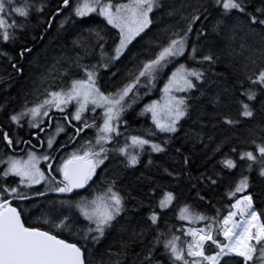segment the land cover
Masks as SVG:
<instances>
[{
  "label": "trees",
  "instance_id": "16d2710c",
  "mask_svg": "<svg viewBox=\"0 0 264 264\" xmlns=\"http://www.w3.org/2000/svg\"><path fill=\"white\" fill-rule=\"evenodd\" d=\"M16 2L19 4L24 0ZM247 2L249 12L264 7V0ZM27 3L33 6L27 20L18 16L12 17L18 24L24 25L22 29L16 30L15 43L0 44V48L13 58L10 62L0 58L2 126L7 122L8 114L32 107L37 98L50 86L52 90H57L58 87H66L69 78H82L75 61L79 60L85 65L101 62L100 49L96 47L95 37L86 29L103 30L102 34L107 37L105 50L108 52L112 45L110 37L116 31L99 16L79 20L77 31L68 38L63 37V33H59L60 30L53 26L51 32L43 38L41 46L39 45V48L28 57L24 56L26 60L21 62L19 51L23 48L30 49L40 41L48 24L45 17L52 14L58 0H27ZM161 3L163 7L155 9L151 14L153 24L150 25V30L146 31L148 34L143 35L144 39H137L132 44L131 51H128L123 60L116 61L114 66L98 69V73L104 71V81L99 85L105 93L114 92L126 83L129 72L135 70L139 61L152 56L157 51L156 44L163 42L169 31L184 27L185 21L182 17L190 16L193 9H200L201 5L208 8L205 14L207 19L202 16L201 20L193 25L191 42L196 43L199 51L211 52L218 60L211 65L207 62L201 64L186 59V53L178 61L185 64V67L202 71L204 76L201 81L194 80L197 87L185 95L187 114L179 121L175 133L159 132L149 113L141 114L142 108L149 101V96L142 101L136 99L131 102L129 110L122 116L123 121L127 123L120 124V135L113 139L110 150L116 146H123L128 137L141 136L159 144L164 151H152L150 145H144L141 149L129 144L128 153L137 155L138 160V163L132 166L128 165L124 155L111 151L102 178L98 175L86 191L73 199L78 200L86 196L89 190L94 194L112 181H115V190L123 197L124 210L113 221V227L106 231L105 237L99 243L87 242L94 261L103 264H110L109 253L116 252L123 254L119 257L113 256L111 259L118 258L120 264H140L145 250L152 246L158 235L161 241L171 239L173 235L179 237L177 246L184 249L185 259L189 261L199 259L187 256V245L192 242V236L186 233L191 228L206 229L208 221L197 220L195 217L203 215L214 218L219 212L218 218L222 219L229 210H233L231 205L247 194H251L254 207L260 214L261 222L264 223V176L259 174L262 164L255 150V144H264V92L254 86L252 91L256 92V98L247 101L245 97L239 95L242 89L237 83L238 80H243L244 65L252 67L249 57L255 59L257 65L261 63L264 27H250L244 16L235 10L223 15L222 9L212 6V0H161ZM41 6L43 11L37 12L35 9ZM218 21H222L223 24L220 29L213 31ZM201 28L204 35L197 38L196 30ZM241 44L243 48L240 47ZM13 63L20 64L17 67L20 69L19 72L12 68ZM175 66L176 64L171 66L169 72ZM64 72H67L66 76L63 75ZM244 87H248L247 81H244ZM158 92L153 93L152 97L158 96ZM237 99L250 104L254 112L252 117H238ZM225 117L238 122L227 124ZM246 151H252L257 160L255 162L247 161L246 158L241 160L240 153ZM6 155L5 142L0 138V159H5ZM226 158L233 160L236 167L226 168L221 163ZM1 167L2 164L0 171L3 170ZM241 176L248 177V188L229 197L227 193L234 188ZM11 180L13 184L16 183V179ZM212 180L216 182L213 184ZM3 182L7 183V179ZM165 193H172L174 198L167 207L161 209L159 201L164 198ZM47 200V210L42 212L43 216L53 219L51 209L55 207L59 212L67 213L71 219L68 227L61 231L49 227L45 230L59 234L61 239H66L70 243L84 245L86 242L80 239V229L86 222L79 217L77 209L69 208L67 204L61 205L59 201L63 199ZM185 207L189 218L181 219L180 210ZM152 211L158 215L156 224H152L148 219ZM216 227L214 224V237ZM219 239L223 241L222 236ZM211 251L206 243L205 253ZM87 255L85 252L86 257ZM156 258L160 264H174L165 253L162 243L156 245ZM240 259L242 258L227 257L221 264H225V261H228V264H238Z\"/></svg>",
  "mask_w": 264,
  "mask_h": 264
},
{
  "label": "snow or ice",
  "instance_id": "6c2138e0",
  "mask_svg": "<svg viewBox=\"0 0 264 264\" xmlns=\"http://www.w3.org/2000/svg\"><path fill=\"white\" fill-rule=\"evenodd\" d=\"M212 6L222 9L223 15L235 10L236 13L244 16L250 27H264V7H258L255 8L254 12H249L247 11V0H212ZM32 7L27 3V0L19 4L16 0H0V44L15 43L17 39L16 30L22 29L24 25L23 23L18 24L16 19L12 17L18 16L27 20ZM161 7H163L161 0H127L126 3H113V0H58L56 11L52 15L55 16L60 12L67 11L68 15L65 17V21L73 18H84L90 13H96L103 17L106 24L116 30L110 37L112 40L110 52L105 50L107 37L102 34V29H86L90 35L95 37L96 47L100 49L101 62L85 65L81 64L79 60L75 61L78 71L82 73V78H69L67 86L58 87L57 90H52L50 86L41 94V97L37 98L32 107H25L23 111L10 115L8 120L17 127L23 128L21 120L27 116L29 117V127L43 132L44 129L40 127L43 123L42 118L47 117L51 109L55 108L63 113L69 104H73L75 110L70 114H65L64 120L69 121V123L71 121L80 122V126L75 128L77 136L84 129L95 127V143L84 141V145L80 149L60 156L54 169L60 179L51 174L53 170L51 163L48 164L49 171L47 174L37 166L40 160L55 161L56 156L54 154L37 155L36 151L29 150L26 159L15 156L0 159V164L5 165L0 171V264H103V262L94 261L87 242L99 243L105 237L106 231L113 227V221L116 220V217L124 210L123 197L115 190V181L94 193L91 199L80 197L78 200L59 201L61 205L67 204L69 208L77 209L79 217H82L83 221L86 222L80 229V239L86 242L82 246L61 239L59 234L51 230H42L41 226L28 224L26 219H22L21 211L12 206L11 201L13 199L17 201L29 199L27 193L20 190L21 187L31 188L33 185L40 184L41 181L49 186L48 191L62 194L73 193L75 189H84L95 175L97 167L108 158L109 149L105 145L120 135V124L122 122L127 123L123 121L122 117L126 106L139 97L140 88L149 89L153 87L154 81L162 70L172 63H175L176 66L161 89L166 98L164 105L160 106L158 101L153 100L144 105L141 114L150 113L155 128L161 133H175L177 131L178 122L187 114L188 105L184 97H177L173 93L175 91L186 92L196 88L197 84L194 83V80L201 81L204 76L202 71L178 63L177 58L183 57L187 53L186 59L201 64L207 62L211 65L218 60V57H215L211 52L199 51L196 43L191 42L190 34L193 33V25L200 21L202 16L207 19L205 14L208 8L206 6L201 5L200 9L194 8L190 16L182 17L185 21L184 27L169 31L166 39L156 44L157 51L149 58L140 60L139 64L135 66V70L129 72L128 81L121 87L114 92L105 94L97 86L98 69L108 68L110 64L120 60L126 50L130 52L129 45L137 37L143 40L144 37L141 36V33L146 36L148 33L145 30L153 24L150 13ZM35 10L42 12L43 6ZM222 24V21H218L213 31L220 29ZM195 34L197 38L203 36V28L197 29ZM240 47L243 48V44ZM30 51L31 49L23 48L18 55L22 58L25 52ZM198 56L199 59H197ZM0 58L9 62L13 59L2 48H0ZM248 59L252 67H249L248 64L244 65L243 80H238L237 83L242 89L239 95L245 97L247 101H253L256 98V92L252 91L254 86L264 92V49L261 50V63L259 65L255 59L251 57ZM11 66L17 72L20 71L15 63ZM63 75L66 76L67 72H64ZM244 81H247V88L244 87ZM129 93L132 94L131 97H129ZM144 94L147 95V91ZM126 97H128L127 100ZM236 103L239 105L238 117H252L254 115L249 103L242 99H237ZM90 105L91 107H89ZM97 108L102 109L99 117L102 123L97 125L94 117L93 123L89 124L84 113H95ZM236 122L238 121L225 117L227 124ZM63 130V127L58 123L56 129L48 134L45 140H40L39 133H37L40 146H46L52 153L65 149L66 144H59L54 147L55 137ZM0 138L13 151H15L17 144H31L30 140L10 137L9 133L2 128H0ZM69 139L71 140L73 137ZM127 140L131 141L132 146L141 149L144 145H150L152 151H164L159 144L153 143L149 139H144L141 136L128 137L123 146H116L111 151L124 155L129 166L135 165L138 160L137 155L128 153L127 149L130 145ZM253 143L255 144L254 141ZM35 147L36 145H32V149ZM255 150L259 154L262 164L259 174L264 176V144H255ZM245 158L250 162L257 160V156L252 151L241 152L240 159ZM221 163L229 169L236 167V163L231 159L226 158ZM248 167L250 168L251 164ZM10 175L19 177L18 182L14 185L3 182ZM211 182L214 184L216 181L212 180ZM248 186V177L241 176L227 195L229 197L235 196L236 193L244 192ZM34 194L43 196L45 193L35 191ZM173 198L172 193H165L164 198L159 201V207L161 209L167 207ZM241 204L243 207H238ZM231 209L233 210H229L222 219L218 218L219 212L214 218L203 215L195 217L197 220L208 221L206 229L191 228L186 233L192 236V242L187 245V256L199 259L191 261L185 259L184 249L177 246L179 237L173 235L171 239L161 241L158 235L152 246L145 250L140 264H160L156 258V245L160 243L163 244L165 253L169 255V259L174 264L175 262H180V264H221L223 258L232 256L242 258L238 264H264V223L260 222V214L253 208L251 194L237 199L231 205ZM51 212L53 219L45 220L44 224L49 225L50 229L58 231L68 227L71 217L67 213L59 212L55 207L51 209ZM180 213L181 219L189 218L186 215V207L182 208ZM237 215L240 216V219H233ZM148 219L152 224H156L157 213L152 211ZM214 224L217 225L215 237L213 235ZM220 236L223 237V241L219 239ZM206 243L212 249L208 254L205 253ZM85 252L88 253L87 257ZM122 254L121 252L109 253L110 264H120L118 258L114 260L111 258L113 256L119 257ZM225 264H228V261H225Z\"/></svg>",
  "mask_w": 264,
  "mask_h": 264
},
{
  "label": "flooded vegetation",
  "instance_id": "af4514ba",
  "mask_svg": "<svg viewBox=\"0 0 264 264\" xmlns=\"http://www.w3.org/2000/svg\"><path fill=\"white\" fill-rule=\"evenodd\" d=\"M55 11H56V8L53 10V12H55ZM67 15H68V13H67V11H65L64 14L62 16H59V17H57L56 15L53 16L52 14L46 16L45 19H47L46 22L48 23L46 26L47 28L44 30L40 41L37 42L35 44V46L31 47L30 49H33V52H35L39 48V45L41 46L40 43H42L43 38H45L51 32V28H53V26H54V28H58L60 30L59 33H63V35H64L63 37H66V38H68L70 34H73V32H76L78 29V22L81 19L73 18L72 20L65 21V17ZM36 18L38 19L39 17L37 16ZM31 54H25L24 53V56L28 57ZM24 56L21 58V62H24L26 60ZM16 65L18 67L20 64H16ZM103 72L104 71H101L97 74V82L98 83L99 82L103 83V81H104V79H103L104 73ZM74 110H75L74 105L67 107L65 109V112H63V113L58 111L55 108L51 109V111L49 112V115L47 117L42 118L43 123L40 125V127L44 129L43 132H40L39 129L30 128L29 124H28L29 117H27V116H25L21 120V123L23 124V128L17 127L16 125L12 124L8 119H6L7 122L3 126L0 124V128H2L4 131H7L9 133L10 137L31 141V144L20 143V144L15 145V151H13L12 148H9L6 146V149H7L6 158L8 156H15L17 158L26 159L27 158L26 154L29 150L36 151L37 155L54 154L56 156L55 161L40 160L37 166L41 170L45 171L47 174L49 171L48 170V164L51 163L53 165V170H52L51 174L56 176L57 179H60V176L54 171L56 163L59 161L60 156L65 155L68 152H72L76 149H80L84 145V141H89L90 138H94V133H95L94 127L84 129V131L81 132L77 136L75 133V128L80 126V122L79 121H71L70 115H69V120L71 121V123H69V121L64 120V115L70 114ZM101 113H102V111L96 110L95 113L90 114L88 112V114H84V116L88 118V123L90 124L91 122H93L94 117L96 119H99ZM10 115H12V114H8L7 118ZM58 123L61 127H63L64 130L62 132H60L55 137L54 147H56L59 144H66L67 146L65 149H62L60 152L52 153L51 150L46 148V146L45 147L40 146V140H45L46 136L48 134L52 133L56 129ZM37 133H39L40 140L37 139V136H36ZM70 137H73V139L70 140L69 139ZM5 145H6V142H5ZM32 145H36L35 149H32ZM105 147L109 149V151L107 153V155L109 157L111 155V150L109 148L110 145L106 144ZM107 159L104 160L103 164H101L97 167L96 173L93 176L92 180H90L88 182V185L86 186V188L83 191H81L79 193V195L82 194L84 191H86L90 187V184L98 177V175L101 176V178H102L103 169L105 167ZM4 167H5V165L2 164L1 168H4ZM11 179H16V182H18L19 177L9 176L7 178V183L14 185L11 182L12 181ZM48 187L49 186L46 185V183L44 181H41L40 184L33 185L31 188L21 187L20 190L23 192H27L28 193L27 195L29 196V198H31V197H37V198L34 200H31V201H27V202H20V201H17L15 199H13L11 201L12 206L17 207V209L19 211H21L22 219H26L28 224L41 226L42 230H45V228L49 227V225L44 224V221L45 220L50 221L49 217L42 215V212H44V210H47L46 209L47 208L46 204L48 203L47 199L57 198V199H63V200H68V199L73 200L77 196H79L76 194L70 195V196L69 195L61 196L60 194H62V193L48 191L47 190ZM35 191L44 192L45 194L43 196H37L34 194ZM50 193H54V194L53 195H47ZM27 204H29V205H27ZM31 204H33V205H31Z\"/></svg>",
  "mask_w": 264,
  "mask_h": 264
},
{
  "label": "rangeland",
  "instance_id": "374dc122",
  "mask_svg": "<svg viewBox=\"0 0 264 264\" xmlns=\"http://www.w3.org/2000/svg\"><path fill=\"white\" fill-rule=\"evenodd\" d=\"M117 2H119V3H126L127 2V0H113V3H117ZM155 10V9H154ZM151 14L152 13H150V17H151ZM92 16H98L96 13H90L88 16H86V17H84V18H88V17H92ZM100 17V16H99ZM103 18V17H102ZM79 19H83V18H79ZM110 26V25H109ZM111 27V26H110ZM150 27V26H149ZM71 30V29H70ZM148 29H146L145 30V32L147 31ZM144 35V33H141V36H143ZM140 37H137L136 38V40L137 39H139ZM136 40H134L133 42H132V44L136 41ZM132 44H130L129 45V49L131 48V46H132ZM128 54V50H126L125 51V53H124V55L120 58V60H118V61H121V60H123L124 58H125V56ZM183 57H178L177 58V61H179L180 59H182ZM132 60V59H131ZM117 61V62H118ZM115 64V63H114ZM114 64H110V65H112V66H114ZM175 63H172V64H169L166 68H164L163 70H162V72H161V74L158 76V78L154 81V86L153 87H150L149 89H144V88H140L139 89V97L137 98V100H140V101H142L145 97H148L149 96V101L146 103V104H148V103H150L151 101H153V100H156V101H158V103H159V105L160 106H163L164 105V103H165V100H166V98L164 97V94L161 92V89L163 88V86H164V83L167 81V79H168V76L171 74V72H169L170 71V67L171 66H173ZM142 80H143V78H142ZM100 83V82H99ZM99 83L97 82V86L100 88V90L101 91H103L104 93H105V91L100 87V85H99ZM102 85V84H101ZM159 85H160V88H159ZM162 86V87H161ZM193 89H191V90H189V91H186V92H181V91H175L173 94L175 95V96H177V97H184L185 98V95H187L188 93H190L191 91H192ZM145 91H147V95H145L144 93H145ZM156 91H159L158 92V96H154V97H152L153 95V93H155ZM106 94V93H105ZM131 93H129V97H131ZM151 96V97H150ZM128 99V97H126V100ZM148 99V98H147ZM73 104H69L68 105V107L69 106H72ZM130 106H131V102H130V105H127L126 106V109H125V112L123 113V114H125L128 110H129V108H130ZM89 107H91V105L89 106ZM97 111L98 110H100V111H102V109L101 108H97L96 109ZM90 114H93V112H89ZM84 114H88V112H86V113H84ZM123 114H122V116H123ZM149 115L151 116V114L149 113ZM162 115V114H161ZM182 119V118H181ZM91 123H93V122H91ZM90 123V124H91ZM95 123L97 124V125H99L100 123H102V120L99 118V119H95ZM178 124H179V122H178ZM94 129H95V133H94V138H90V140L89 141H92L93 142V144L95 143V137H96V128L94 127ZM112 144V142H110L109 143V145H111ZM128 144H130L131 145V141L129 140L128 141ZM11 176V175H10ZM93 193L89 190V191H87V193H86V196H84L85 198H87V199H91V195H92ZM252 203H253V200H252ZM238 207H243V205L241 204L240 206H238ZM253 208L255 209V207H254V204H253ZM256 210V209H255ZM233 219H236V220H239L240 219V216L239 215H237L236 217H234ZM260 222H261V220H260ZM262 223V222H261ZM253 231H255V229H253ZM232 257H234V256H232ZM193 258V257H192ZM225 258H227V257H225ZM224 259V258H223ZM222 259V260H223ZM221 260V261H222Z\"/></svg>",
  "mask_w": 264,
  "mask_h": 264
},
{
  "label": "water",
  "instance_id": "95a60500",
  "mask_svg": "<svg viewBox=\"0 0 264 264\" xmlns=\"http://www.w3.org/2000/svg\"><path fill=\"white\" fill-rule=\"evenodd\" d=\"M64 12L65 11H63V12H60L58 15H56L57 17H59V16H62L63 14H64ZM33 52V49H31V51L30 52H25V54H31ZM50 129V128H49ZM87 186V185H86ZM86 186H85V188H86ZM84 188V189H85ZM84 189H75L74 190V192L73 193H68V194H60L61 196H67V195H74V194H76V193H80L81 191H83ZM54 193H50V194H47V195H53ZM37 197H31V198H29V199H27V200H19L20 202H27V201H31V200H34V199H36Z\"/></svg>",
  "mask_w": 264,
  "mask_h": 264
}]
</instances>
